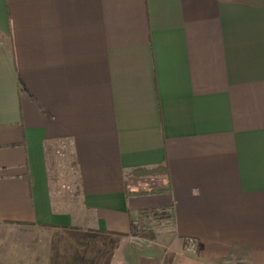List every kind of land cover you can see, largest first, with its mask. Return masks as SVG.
I'll return each mask as SVG.
<instances>
[{
  "label": "crops",
  "instance_id": "0c3cea01",
  "mask_svg": "<svg viewBox=\"0 0 264 264\" xmlns=\"http://www.w3.org/2000/svg\"><path fill=\"white\" fill-rule=\"evenodd\" d=\"M155 221L146 257L264 264V0H0V264Z\"/></svg>",
  "mask_w": 264,
  "mask_h": 264
},
{
  "label": "rangeland",
  "instance_id": "374dc122",
  "mask_svg": "<svg viewBox=\"0 0 264 264\" xmlns=\"http://www.w3.org/2000/svg\"><path fill=\"white\" fill-rule=\"evenodd\" d=\"M72 188V187H71ZM70 188V189H71ZM75 192H67L64 198L73 200L75 199ZM154 225H151L149 228L145 227L142 229L135 236L131 239L129 242V245L132 247L133 255L136 256L135 259L133 260V264H172V256L170 255L172 252L170 251V245L171 244H166V248H164L163 253L159 254L158 256L154 255L153 257L149 256L146 257L144 256L145 252H150L148 249L155 247L156 246V238L161 237L162 235H165V233H170V229L166 228V226L163 224V222H157ZM164 225V226H163ZM158 233V234H157ZM46 239L47 242H53V246L56 245L58 246L57 251L59 252H66L67 249L65 246L67 244L74 245L75 247H78V243H82L84 241V237L80 239H76L75 242L73 239H71L67 234H57V233H47L46 234ZM86 239V238H85ZM88 242L90 243H95L92 239H87ZM74 243V244H73ZM119 243L122 244L119 246ZM107 242L101 241V262L102 264H108L110 260L113 258L107 255L108 254V247H106ZM163 244V243H162ZM163 244V245H164ZM187 242L185 241L183 245L185 246ZM168 245V246H167ZM80 247V246H79ZM125 248V243L123 242H118L117 245V255L118 257L116 258V263L117 264H124V257L121 255L123 253V250ZM128 249V246H127ZM168 249V250H167ZM185 252H189L186 249H183Z\"/></svg>",
  "mask_w": 264,
  "mask_h": 264
},
{
  "label": "built area",
  "instance_id": "2783aa9c",
  "mask_svg": "<svg viewBox=\"0 0 264 264\" xmlns=\"http://www.w3.org/2000/svg\"><path fill=\"white\" fill-rule=\"evenodd\" d=\"M187 244L185 245V249L189 252H192L196 249V244L193 240H187Z\"/></svg>",
  "mask_w": 264,
  "mask_h": 264
}]
</instances>
